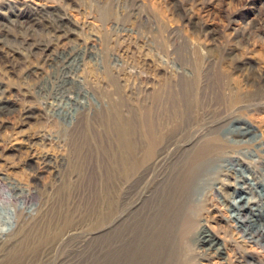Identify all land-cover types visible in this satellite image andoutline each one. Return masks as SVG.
Wrapping results in <instances>:
<instances>
[{
	"label": "rangeland",
	"instance_id": "374dc122",
	"mask_svg": "<svg viewBox=\"0 0 264 264\" xmlns=\"http://www.w3.org/2000/svg\"><path fill=\"white\" fill-rule=\"evenodd\" d=\"M0 101V264H112L105 161L121 120L165 156L125 215L172 163L226 142L207 150L200 207L224 258L196 264H245L230 205L236 182L264 194V0H0ZM14 188L25 201L5 199ZM261 246L244 245L250 262L264 264Z\"/></svg>",
	"mask_w": 264,
	"mask_h": 264
},
{
	"label": "bare ground",
	"instance_id": "6f19581e",
	"mask_svg": "<svg viewBox=\"0 0 264 264\" xmlns=\"http://www.w3.org/2000/svg\"><path fill=\"white\" fill-rule=\"evenodd\" d=\"M42 44L43 41L29 43L24 38L19 42L20 47L29 52H33L36 46H43ZM234 132L247 134L244 130ZM116 133L119 135L118 150L108 154L105 161L107 223L109 227L117 224L119 232L110 243L112 264H196V259L208 261L212 256L223 259L220 243L218 245L214 235L208 234L206 227L202 225L200 207L204 204L207 193L212 190L210 182L214 176L210 162L214 155H208L207 150L213 152L220 144L227 147L226 142L214 139L206 146L197 147L198 149L189 153L181 161L182 164L179 162V166L178 163H172L167 176L154 189L153 196L136 207L133 213L125 215L124 212L136 205L149 187V177L155 170L153 167L159 164L157 159L165 156L154 159L153 148L156 141H142L127 136L122 120L116 123ZM229 159L232 169L241 172L237 158L230 156ZM133 180L136 182L135 186L131 184ZM248 180L246 188L253 192L255 183ZM233 185L231 218L239 223L236 233L243 244L237 250V255L240 256L237 259L243 258L245 264H256L250 262L254 261V257L248 254L244 245H258L264 240V213L261 214L264 194L259 193V200L255 201L251 196L240 194L245 193L242 185L237 182ZM13 198L25 201L27 196L20 189L14 188L13 195L10 192L5 194L6 200ZM196 244L199 246L198 252L195 251ZM261 248L264 250V246Z\"/></svg>",
	"mask_w": 264,
	"mask_h": 264
},
{
	"label": "clouds",
	"instance_id": "9594fccd",
	"mask_svg": "<svg viewBox=\"0 0 264 264\" xmlns=\"http://www.w3.org/2000/svg\"><path fill=\"white\" fill-rule=\"evenodd\" d=\"M9 231V228L6 225H0V233H6Z\"/></svg>",
	"mask_w": 264,
	"mask_h": 264
}]
</instances>
